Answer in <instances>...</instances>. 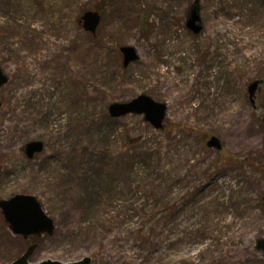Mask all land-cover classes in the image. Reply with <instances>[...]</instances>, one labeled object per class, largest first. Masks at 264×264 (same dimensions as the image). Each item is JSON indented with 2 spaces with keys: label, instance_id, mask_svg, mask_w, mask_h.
I'll return each mask as SVG.
<instances>
[{
  "label": "rangeland",
  "instance_id": "obj_1",
  "mask_svg": "<svg viewBox=\"0 0 264 264\" xmlns=\"http://www.w3.org/2000/svg\"><path fill=\"white\" fill-rule=\"evenodd\" d=\"M195 1L0 0V200L34 195L56 224L26 240L0 211V264L35 243L32 264H264V0H198L199 35ZM122 46L140 56L128 68ZM142 94L167 105L164 129L110 117ZM33 140L46 149L29 160Z\"/></svg>",
  "mask_w": 264,
  "mask_h": 264
},
{
  "label": "water",
  "instance_id": "obj_2",
  "mask_svg": "<svg viewBox=\"0 0 264 264\" xmlns=\"http://www.w3.org/2000/svg\"><path fill=\"white\" fill-rule=\"evenodd\" d=\"M199 12V2L196 1L189 12L186 23L187 28L195 34H200L203 30ZM100 23L101 15L97 11H87L80 19V24H82L84 30L92 34H96ZM120 51L123 55L124 68H127L130 64L139 60V55L134 47L123 46ZM8 82L9 77L0 66V89L7 85ZM259 83V81H255L249 86V94L252 103L254 102ZM1 106L2 102L0 101V108ZM166 111V104L156 102L145 94L138 96L128 103H113L108 108L109 115L112 118H121L129 114L144 115L145 120L156 130L163 129ZM207 146L217 150L222 149L221 141L215 136L208 140ZM44 150L45 144L41 140L31 141L25 146L26 156L30 160L34 159L37 154L43 153ZM0 210L5 222L16 236H20L24 239H29L30 237L41 238L43 235L53 236L56 232L55 220L46 213L41 202L34 195L17 194L9 199L0 200ZM37 247L38 244L30 245L22 256L12 264H32L30 263V258ZM256 248L263 253L264 258V238L257 241ZM38 264L65 263L48 260ZM68 264H92V258L85 257L78 262Z\"/></svg>",
  "mask_w": 264,
  "mask_h": 264
},
{
  "label": "trees",
  "instance_id": "obj_3",
  "mask_svg": "<svg viewBox=\"0 0 264 264\" xmlns=\"http://www.w3.org/2000/svg\"><path fill=\"white\" fill-rule=\"evenodd\" d=\"M42 7H43V5H41ZM90 35V37L92 38V39H95L96 38V36H92L91 34H89ZM228 162H230V160L228 159V160H226L225 161V164H228ZM114 190H115V188H113ZM98 191H99V189H97V188H95V187H93V189H92V194H89L88 196H87V198H90V197H92V196H95V198H99L100 199V202H101V204H98V205H101L102 206V197L103 196H99V194H98ZM151 192H153L154 193V189L153 190H151ZM157 197V196H156ZM86 201H87V199H85ZM100 202H98V203H100ZM109 203V202H108ZM158 205H159V201L157 200L156 202H155V208L154 209H156L157 207H158ZM112 205H111V203L110 204H107L106 205V208H108V207H111ZM171 210V206L168 204V205H166V207L164 208V210L163 211H161V212H159L158 214L160 215H165V214H168V212ZM155 213H157V212H153V215L154 216H156V214ZM150 220H152V218L150 219ZM152 221H150V227H146V231L144 232V233H141V235L142 234H144V236H145V240L146 241H150L151 240V235H152V233H153V227H154V224H152L151 223ZM138 234H140V232L138 233Z\"/></svg>",
  "mask_w": 264,
  "mask_h": 264
}]
</instances>
